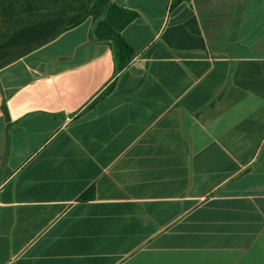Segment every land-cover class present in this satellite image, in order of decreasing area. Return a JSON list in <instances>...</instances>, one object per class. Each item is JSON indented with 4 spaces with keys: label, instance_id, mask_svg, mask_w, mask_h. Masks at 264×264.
<instances>
[{
    "label": "crops",
    "instance_id": "obj_1",
    "mask_svg": "<svg viewBox=\"0 0 264 264\" xmlns=\"http://www.w3.org/2000/svg\"><path fill=\"white\" fill-rule=\"evenodd\" d=\"M113 1L0 67V264H264V0Z\"/></svg>",
    "mask_w": 264,
    "mask_h": 264
},
{
    "label": "trees",
    "instance_id": "obj_2",
    "mask_svg": "<svg viewBox=\"0 0 264 264\" xmlns=\"http://www.w3.org/2000/svg\"><path fill=\"white\" fill-rule=\"evenodd\" d=\"M182 1L173 0L172 7ZM0 12L17 39L14 56L8 63L45 46L89 18L94 22L93 39L113 49L117 71L129 66L134 58V50L122 32L138 14L117 6L113 0H0ZM2 43L0 37V48ZM93 198L92 188L82 197Z\"/></svg>",
    "mask_w": 264,
    "mask_h": 264
},
{
    "label": "water",
    "instance_id": "obj_3",
    "mask_svg": "<svg viewBox=\"0 0 264 264\" xmlns=\"http://www.w3.org/2000/svg\"><path fill=\"white\" fill-rule=\"evenodd\" d=\"M0 37L3 40L0 48V67H2L13 58L17 46V39L16 36L8 29L1 12Z\"/></svg>",
    "mask_w": 264,
    "mask_h": 264
}]
</instances>
